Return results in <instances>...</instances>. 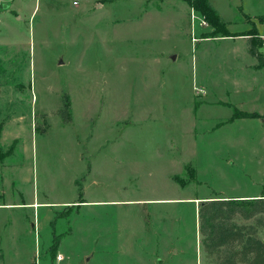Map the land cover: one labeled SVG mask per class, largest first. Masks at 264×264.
<instances>
[{
    "label": "rangeland",
    "instance_id": "374dc122",
    "mask_svg": "<svg viewBox=\"0 0 264 264\" xmlns=\"http://www.w3.org/2000/svg\"><path fill=\"white\" fill-rule=\"evenodd\" d=\"M22 1L23 19L0 27L5 256L15 264H216L202 244L199 204L151 200L262 188L264 136L248 126L238 142L237 120L214 127L238 97L232 40L201 36L232 35L244 22L264 33V0H210L227 25L206 27L192 0ZM241 80L262 92L264 71ZM64 94L69 121L57 112ZM260 103L253 107L264 112ZM80 198L116 202L69 204ZM34 200L43 204L18 205Z\"/></svg>",
    "mask_w": 264,
    "mask_h": 264
},
{
    "label": "trees",
    "instance_id": "16d2710c",
    "mask_svg": "<svg viewBox=\"0 0 264 264\" xmlns=\"http://www.w3.org/2000/svg\"><path fill=\"white\" fill-rule=\"evenodd\" d=\"M192 4L210 24L227 25L208 0H192ZM219 31L201 38L227 35H218ZM246 40L248 53L258 60V66H264V54L259 51L262 42L257 33L251 32ZM61 103L57 112L64 121H69L71 116L67 94H64ZM254 115L257 116L238 110L231 120ZM198 218L204 250L209 257L214 256L212 258L216 264H264V238L257 234L258 227L264 228V195L256 198L216 197L200 201ZM242 220L254 221L245 223Z\"/></svg>",
    "mask_w": 264,
    "mask_h": 264
},
{
    "label": "crops",
    "instance_id": "0c3cea01",
    "mask_svg": "<svg viewBox=\"0 0 264 264\" xmlns=\"http://www.w3.org/2000/svg\"><path fill=\"white\" fill-rule=\"evenodd\" d=\"M208 1L213 6L212 2L210 0H208ZM24 6H26V3H25V1H22V0H0V27L1 28H6V27L11 28V25H9L7 23L11 19H13V21H15V22L21 21L23 18L20 14L23 12ZM213 8H214V6H213ZM33 10H34V8H33ZM239 23H242V22H239ZM241 25L243 28L240 30H236L235 32H231L232 35H226V36H221V37H209V38L202 39L203 41H209L211 39H220L222 37H226V38L228 37L227 40H232V54L234 55V58L236 60L235 69L238 70V72H237L238 73V79L240 78V80L237 83V85H238L237 91L235 92L236 95H238V97L235 98V100H236L235 105L236 106L232 105V104L225 103V104L229 105V107L230 106L233 107L232 111H231V113H229V116H227L224 119H221L220 122L216 123L214 127L217 128L219 126H222L223 124H226L228 122L230 123V122L237 120V129L240 130V128H241V130H240L241 132L239 134L240 138L238 137L239 138L238 142L243 141V137H246L245 134L242 133L243 132L242 129H247L246 127H248V126H252V128H255L256 130H258V132L260 133V136H264V122L262 120L264 118V112L253 107L254 105L257 104V102H259V103H260V101L264 102V99L262 101L260 98V97H262L261 95L264 94V88H263L262 92H260L261 90H259V92L256 93L254 91L255 86H253L251 88V87H249V85L247 83H245L241 80V78L248 71H251V72L252 71H260V72L264 71V66H258V60L253 55H250L248 53L247 40H246V38L248 37V35L251 32H256L258 36L264 35V33H260L258 31L257 26L255 28L248 27V25H246V22L242 23ZM5 42H6V40L3 37H0V44H5ZM262 48H264V42L262 43V45L259 48L260 53L264 54ZM2 90H4V88H2ZM4 98L6 99V97H4ZM233 109H235L236 111L240 110V111L245 112V113L256 114L257 116L254 115L253 117H238V118L231 120V117L233 116V114L235 112V110L233 111ZM1 134L2 133L0 131V139L2 140L3 136L1 137ZM1 149H2V147H0V150ZM5 154H6V152H5ZM5 154H3V153L0 154V164L2 163V159L4 158ZM185 165L186 164L184 163V166ZM194 170H195V168H194ZM184 172H185V170L183 169V173ZM174 174H171L170 177H171V179L173 177L174 178L173 180H175V182H177L175 179V177H177V176H173ZM195 174H196V170H195ZM176 175H178V174H176ZM188 182L189 181L187 180L183 183H180V185L185 186ZM256 183L258 185H261L262 188L256 189L255 193H253V194L226 195L223 197H225V198H242V197L256 198V197H260V196L264 195V180L262 182H256ZM205 199H209V198L208 197H206V198L205 197L204 198H176V199L159 198V199H153L151 201H172V200H174V201H187V200H193L194 201L193 203L197 206V204H199L200 201L205 200ZM104 202H116V201L115 200L102 201V200H93V199L88 201V200H85L84 198H80L78 200H75L74 202H69V204L73 203L71 206L74 205V206L78 207V206L84 205V204L85 205H88V204L89 205H92V204L98 205V204H102ZM40 204H43V203H39V202L34 200V201H31L28 203H21L18 205H23V206L29 205V206H32V208L34 209L36 207L38 208L40 206ZM35 222H36V217H35ZM37 222H38V219H37ZM54 244L55 243H52L51 245H49V251L51 253L57 252L58 246L57 245L54 246ZM6 247H4L0 241V264H15V263H12V261H10L11 258H8L5 256ZM169 251L171 252V250H169ZM57 260L62 261L63 260L62 256L58 255ZM157 260H159V258L158 259L155 258L154 261H157ZM24 264H30V261L24 262ZM35 264H37V263L35 262Z\"/></svg>",
    "mask_w": 264,
    "mask_h": 264
},
{
    "label": "built area",
    "instance_id": "2783aa9c",
    "mask_svg": "<svg viewBox=\"0 0 264 264\" xmlns=\"http://www.w3.org/2000/svg\"><path fill=\"white\" fill-rule=\"evenodd\" d=\"M193 10V9H192ZM192 15H193V19H194V16H195V14H194V10L192 11ZM200 22H201V24H202V26H204V27H206V25H207V21L205 20V18L204 17H202L201 19H200ZM262 37V39L264 40V36H261Z\"/></svg>",
    "mask_w": 264,
    "mask_h": 264
},
{
    "label": "water",
    "instance_id": "95a60500",
    "mask_svg": "<svg viewBox=\"0 0 264 264\" xmlns=\"http://www.w3.org/2000/svg\"><path fill=\"white\" fill-rule=\"evenodd\" d=\"M262 120H263V122H264V118H263Z\"/></svg>",
    "mask_w": 264,
    "mask_h": 264
}]
</instances>
